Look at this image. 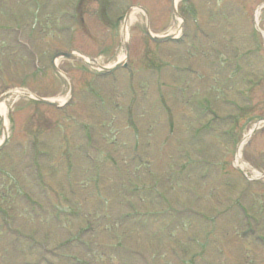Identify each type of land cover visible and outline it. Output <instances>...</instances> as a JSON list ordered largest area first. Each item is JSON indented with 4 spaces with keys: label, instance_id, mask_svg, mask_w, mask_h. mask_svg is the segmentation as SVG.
I'll use <instances>...</instances> for the list:
<instances>
[{
    "label": "rangeland",
    "instance_id": "374dc122",
    "mask_svg": "<svg viewBox=\"0 0 264 264\" xmlns=\"http://www.w3.org/2000/svg\"><path fill=\"white\" fill-rule=\"evenodd\" d=\"M35 1L0 0L8 134L0 209L11 226L0 214V264H264V241L243 236L249 221L239 209L264 239V186H247L230 169L242 132L264 118V0H178L184 23L171 0H110L112 27L101 24L94 0L83 27L66 16L77 0ZM129 7L147 18L134 14L126 69L101 78L82 63L58 61L74 85L63 110L15 95L67 100V80L50 65L57 51L102 67L124 59ZM60 15L65 21L55 20ZM146 24L154 36L179 31L181 41L154 44ZM17 40L29 41L36 56ZM186 67L194 73L181 74ZM200 103L236 119L195 138L191 128L208 119ZM242 158L264 173V123Z\"/></svg>",
    "mask_w": 264,
    "mask_h": 264
},
{
    "label": "bare ground",
    "instance_id": "6f19581e",
    "mask_svg": "<svg viewBox=\"0 0 264 264\" xmlns=\"http://www.w3.org/2000/svg\"><path fill=\"white\" fill-rule=\"evenodd\" d=\"M177 1L178 0H175V2H174V4H177ZM137 11V9H133L132 11H131V15H130V17H129V19L128 20H125L124 22H123V35H125V37H124V41H126V39H127V36H128V32H129V28L131 27V25L135 22V16H134V14H135V12ZM173 34V33H172ZM175 34H179L178 33V31L177 32H175ZM5 104H0V116H1V118L3 119V121H4V126H5V124H6V121H5V112H6V109H5Z\"/></svg>",
    "mask_w": 264,
    "mask_h": 264
},
{
    "label": "water",
    "instance_id": "95a60500",
    "mask_svg": "<svg viewBox=\"0 0 264 264\" xmlns=\"http://www.w3.org/2000/svg\"><path fill=\"white\" fill-rule=\"evenodd\" d=\"M168 39H170V38H169V37H168V38H164V39L153 38L152 40H153L154 42H164V41H167ZM60 56H62V57H66V58H73L72 55H67V54H58V55L55 56V58H56V57H60ZM41 102L44 103V104L55 105V104H51V103L46 102V101H41Z\"/></svg>",
    "mask_w": 264,
    "mask_h": 264
}]
</instances>
